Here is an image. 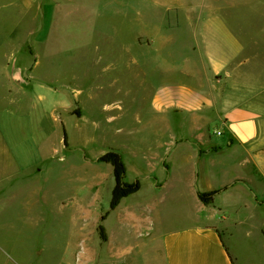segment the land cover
<instances>
[{
    "label": "rangeland",
    "instance_id": "obj_1",
    "mask_svg": "<svg viewBox=\"0 0 264 264\" xmlns=\"http://www.w3.org/2000/svg\"><path fill=\"white\" fill-rule=\"evenodd\" d=\"M209 1L225 2L0 0V264H163V235L200 222L176 181L161 191L154 177L161 156L186 163V145L225 141L216 79L190 54L188 14ZM159 82L173 91L167 112L152 101ZM111 150L141 182L114 209L113 166L99 161Z\"/></svg>",
    "mask_w": 264,
    "mask_h": 264
},
{
    "label": "crops",
    "instance_id": "obj_2",
    "mask_svg": "<svg viewBox=\"0 0 264 264\" xmlns=\"http://www.w3.org/2000/svg\"><path fill=\"white\" fill-rule=\"evenodd\" d=\"M224 1L214 9L209 1V13H189L188 21L194 26L193 34H197L196 23H204L198 37L194 34L196 41L191 34L190 54L199 55L202 68L216 79L209 85L217 93L220 135H225V141L186 145L191 153L186 163H169L161 156L164 172L154 177L155 187L173 190L176 181V191L201 213L200 222L163 235V264H264V1H247V14L239 12L241 0ZM226 7L234 10L232 19L215 12ZM160 60L158 68L165 62ZM140 63L142 68V59ZM165 67L161 70L171 69ZM185 69L190 70L187 65ZM156 85L152 88L155 106L160 112L173 109L168 82ZM207 94L200 91L198 99L208 100ZM172 148L170 144V155ZM216 190L219 193L209 204L198 196L199 191ZM145 210L146 206L138 213L128 210L127 217L145 219L139 215Z\"/></svg>",
    "mask_w": 264,
    "mask_h": 264
},
{
    "label": "trees",
    "instance_id": "obj_3",
    "mask_svg": "<svg viewBox=\"0 0 264 264\" xmlns=\"http://www.w3.org/2000/svg\"><path fill=\"white\" fill-rule=\"evenodd\" d=\"M99 161L108 162L113 166L116 185L113 190L111 207L114 209L121 203L122 199L141 189L140 180L128 182L126 180L127 168L122 154L118 150H111L100 156ZM219 190L211 192H198V196L205 204L211 203ZM105 219V217H103ZM101 236L106 239V231L102 224L99 225Z\"/></svg>",
    "mask_w": 264,
    "mask_h": 264
},
{
    "label": "water",
    "instance_id": "obj_4",
    "mask_svg": "<svg viewBox=\"0 0 264 264\" xmlns=\"http://www.w3.org/2000/svg\"><path fill=\"white\" fill-rule=\"evenodd\" d=\"M24 75L27 77V78H29L30 76H29V73H28V69L27 70H25V72H24Z\"/></svg>",
    "mask_w": 264,
    "mask_h": 264
}]
</instances>
